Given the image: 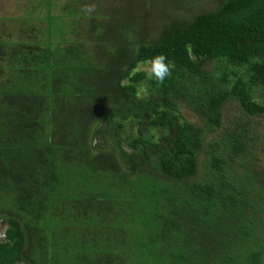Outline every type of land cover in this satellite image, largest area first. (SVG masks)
<instances>
[{"label": "trees", "instance_id": "obj_1", "mask_svg": "<svg viewBox=\"0 0 264 264\" xmlns=\"http://www.w3.org/2000/svg\"><path fill=\"white\" fill-rule=\"evenodd\" d=\"M156 2L0 44V264H264V0Z\"/></svg>", "mask_w": 264, "mask_h": 264}, {"label": "crops", "instance_id": "obj_2", "mask_svg": "<svg viewBox=\"0 0 264 264\" xmlns=\"http://www.w3.org/2000/svg\"><path fill=\"white\" fill-rule=\"evenodd\" d=\"M72 4L73 0H0V44L10 49L29 33L54 34L55 19L65 27V20L74 18Z\"/></svg>", "mask_w": 264, "mask_h": 264}, {"label": "rangeland", "instance_id": "obj_3", "mask_svg": "<svg viewBox=\"0 0 264 264\" xmlns=\"http://www.w3.org/2000/svg\"><path fill=\"white\" fill-rule=\"evenodd\" d=\"M157 1L155 4V8H153V17H152V22H153V26H157L160 24V22L162 21V15H163V10L166 8L167 5H165L163 2L167 1V3L170 2V0H154ZM185 0H175V4L178 3H182ZM188 1V0H187ZM208 0H191V6H192V11L193 8L195 7V9L200 10L201 8H204L205 6H207L206 8H211L209 6L208 3H206ZM213 1V0H210ZM58 25V26H57ZM57 26V28L55 29V27ZM52 32H55V36H60V38H62L63 32L66 30L63 27V24L61 21H58L57 19H55V25L51 27ZM150 65L149 63L146 64H141L139 69H149ZM232 67V66H230ZM209 69L212 70H216V65H214V63H211L209 65ZM263 91H258L257 92V100L264 102V95L262 94ZM226 110L229 112L230 110H232V105L228 104ZM181 112L183 113V115L185 116V118L191 120V121H195L198 122L199 119L197 118V116L195 115V113L190 110V108L188 107H184V105L181 106ZM262 128H264V119L262 120ZM133 132H136V128L132 130ZM264 131V130H263ZM261 157H263L262 159L264 160V153L261 154Z\"/></svg>", "mask_w": 264, "mask_h": 264}, {"label": "clouds", "instance_id": "obj_4", "mask_svg": "<svg viewBox=\"0 0 264 264\" xmlns=\"http://www.w3.org/2000/svg\"><path fill=\"white\" fill-rule=\"evenodd\" d=\"M170 62H166V57L162 54L154 56L150 61V67L148 69V79L155 80L156 82H162L170 75ZM145 89L141 86L137 90V96L144 95Z\"/></svg>", "mask_w": 264, "mask_h": 264}, {"label": "built area", "instance_id": "obj_5", "mask_svg": "<svg viewBox=\"0 0 264 264\" xmlns=\"http://www.w3.org/2000/svg\"><path fill=\"white\" fill-rule=\"evenodd\" d=\"M0 239H3V234L0 233Z\"/></svg>", "mask_w": 264, "mask_h": 264}]
</instances>
